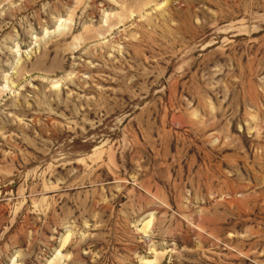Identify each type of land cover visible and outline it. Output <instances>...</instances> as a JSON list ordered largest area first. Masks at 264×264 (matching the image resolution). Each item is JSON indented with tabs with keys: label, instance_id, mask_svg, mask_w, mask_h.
Listing matches in <instances>:
<instances>
[{
	"label": "rangeland",
	"instance_id": "374dc122",
	"mask_svg": "<svg viewBox=\"0 0 264 264\" xmlns=\"http://www.w3.org/2000/svg\"><path fill=\"white\" fill-rule=\"evenodd\" d=\"M0 264H264V0H0Z\"/></svg>",
	"mask_w": 264,
	"mask_h": 264
}]
</instances>
